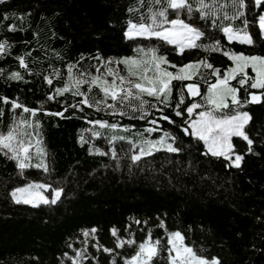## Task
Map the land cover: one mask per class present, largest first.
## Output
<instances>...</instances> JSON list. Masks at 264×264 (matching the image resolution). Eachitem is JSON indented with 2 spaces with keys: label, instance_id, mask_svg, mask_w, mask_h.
Wrapping results in <instances>:
<instances>
[{
  "label": "trees",
  "instance_id": "obj_1",
  "mask_svg": "<svg viewBox=\"0 0 264 264\" xmlns=\"http://www.w3.org/2000/svg\"><path fill=\"white\" fill-rule=\"evenodd\" d=\"M263 16L264 0H0V136L29 148L0 144V264H176L178 244L264 264ZM175 19L193 46L126 36ZM221 84L250 114L238 166L190 130ZM162 134L174 149L141 151ZM38 184L60 198L15 199Z\"/></svg>",
  "mask_w": 264,
  "mask_h": 264
},
{
  "label": "rangeland",
  "instance_id": "obj_2",
  "mask_svg": "<svg viewBox=\"0 0 264 264\" xmlns=\"http://www.w3.org/2000/svg\"><path fill=\"white\" fill-rule=\"evenodd\" d=\"M173 6H183L185 0H172ZM157 21V20H156ZM151 24H134L132 23L126 30L127 37H157L167 40L169 43L176 44L180 50L193 46L199 37V32L182 19H175L167 25ZM264 34V16L260 22ZM230 40H238L250 43L251 36L248 34H234L228 31ZM251 62V60H250ZM241 66H236V71ZM159 81L164 82L162 77ZM150 89H156L154 80H150ZM238 99L235 93L225 84L218 85L212 95V108L203 109L196 113V116L190 121V130L193 134L201 138L211 153L223 155L231 159L236 166L242 162V156L235 150L233 144L234 136L246 137L245 127L250 120L249 112L235 110ZM194 110V109H193ZM219 111V113L215 112ZM18 130V129H17ZM18 131H11L0 136V144H4L8 150L17 149L24 160L28 155L29 148L24 145H18ZM174 143L167 134H162L158 139L150 140L140 149L144 153L153 152L157 149H174ZM16 152V150H14ZM25 164V161H23ZM38 185H41L40 187ZM34 187H20L14 190V197L17 201H22L31 205H37L42 202L57 201L62 191L54 189L52 192L45 184H38ZM44 188V189H43ZM49 191V192H47ZM179 245V256L175 261L176 264H217L216 260H208L197 257L186 246ZM177 258V257H176ZM180 262V263H179Z\"/></svg>",
  "mask_w": 264,
  "mask_h": 264
},
{
  "label": "water",
  "instance_id": "obj_3",
  "mask_svg": "<svg viewBox=\"0 0 264 264\" xmlns=\"http://www.w3.org/2000/svg\"><path fill=\"white\" fill-rule=\"evenodd\" d=\"M188 92L192 97H198L200 94V87L195 84H188L187 86ZM250 102L252 104H259L262 102V94L260 93H251L250 94Z\"/></svg>",
  "mask_w": 264,
  "mask_h": 264
}]
</instances>
